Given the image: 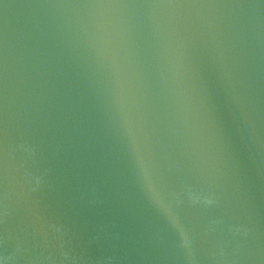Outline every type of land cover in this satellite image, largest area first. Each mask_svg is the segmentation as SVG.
I'll list each match as a JSON object with an SVG mask.
<instances>
[{
	"label": "water",
	"instance_id": "water-1",
	"mask_svg": "<svg viewBox=\"0 0 264 264\" xmlns=\"http://www.w3.org/2000/svg\"><path fill=\"white\" fill-rule=\"evenodd\" d=\"M0 264H264V0H0Z\"/></svg>",
	"mask_w": 264,
	"mask_h": 264
}]
</instances>
